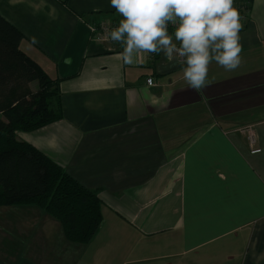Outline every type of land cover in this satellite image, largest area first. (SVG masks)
<instances>
[{"label":"crops","instance_id":"0c3cea01","mask_svg":"<svg viewBox=\"0 0 264 264\" xmlns=\"http://www.w3.org/2000/svg\"><path fill=\"white\" fill-rule=\"evenodd\" d=\"M234 3L250 10L241 63L212 61L197 91L178 59L127 64L120 43L91 40V26L123 19L110 0H0L60 95L62 118L16 139L94 191L102 213L78 244L35 206H2L0 264H264V0Z\"/></svg>","mask_w":264,"mask_h":264},{"label":"trees","instance_id":"16d2710c","mask_svg":"<svg viewBox=\"0 0 264 264\" xmlns=\"http://www.w3.org/2000/svg\"><path fill=\"white\" fill-rule=\"evenodd\" d=\"M22 38L0 17V207L35 206L61 223L69 242L87 244L102 222L96 193L16 139L62 118L58 81L20 50Z\"/></svg>","mask_w":264,"mask_h":264},{"label":"clouds","instance_id":"9594fccd","mask_svg":"<svg viewBox=\"0 0 264 264\" xmlns=\"http://www.w3.org/2000/svg\"><path fill=\"white\" fill-rule=\"evenodd\" d=\"M234 0H110L123 17L108 36L123 47L127 64L133 55L162 53L168 62L182 60L183 78L193 90L206 85L209 64L226 71L241 63L240 14ZM175 26L174 39L168 25Z\"/></svg>","mask_w":264,"mask_h":264},{"label":"built area","instance_id":"2783aa9c","mask_svg":"<svg viewBox=\"0 0 264 264\" xmlns=\"http://www.w3.org/2000/svg\"><path fill=\"white\" fill-rule=\"evenodd\" d=\"M233 7H235L239 14H240V23L242 27H244L248 23L249 19V7L244 4H239V3H233ZM119 26V22H111V23H101L97 26H91L90 27V32L92 34L91 40L97 43H105V42H110L111 39L108 36V33ZM174 30L175 26L169 23L168 25V32L169 35H174ZM180 63H182L181 59H178ZM147 85L148 86H153V81L152 79H147ZM260 125L264 129V120L260 123ZM256 125H248L245 126L241 129H239L240 133L246 134L247 140L249 143V147L251 149V153H258L260 149L256 148L257 140H256Z\"/></svg>","mask_w":264,"mask_h":264},{"label":"rangeland","instance_id":"374dc122","mask_svg":"<svg viewBox=\"0 0 264 264\" xmlns=\"http://www.w3.org/2000/svg\"><path fill=\"white\" fill-rule=\"evenodd\" d=\"M29 88H30L33 92H36L37 89H38L37 82H33V83L29 84Z\"/></svg>","mask_w":264,"mask_h":264},{"label":"bare ground","instance_id":"6f19581e","mask_svg":"<svg viewBox=\"0 0 264 264\" xmlns=\"http://www.w3.org/2000/svg\"><path fill=\"white\" fill-rule=\"evenodd\" d=\"M90 34H91V32H90ZM91 36H92V34H91Z\"/></svg>","mask_w":264,"mask_h":264}]
</instances>
